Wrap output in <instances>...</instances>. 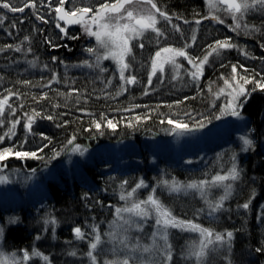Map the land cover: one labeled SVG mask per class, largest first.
<instances>
[{"label": "trees", "instance_id": "obj_1", "mask_svg": "<svg viewBox=\"0 0 264 264\" xmlns=\"http://www.w3.org/2000/svg\"><path fill=\"white\" fill-rule=\"evenodd\" d=\"M89 2L94 3L95 0H89ZM13 3H16V1L13 0ZM157 3L159 7L172 15L175 21L178 20L174 22L179 25L182 30L180 33L184 35L183 37L189 43L191 29L193 23H195L194 18L202 10L201 1L157 0ZM16 4L22 6L19 2ZM36 4L35 9L26 8L23 13H13L0 8V15L6 17L4 23L0 25V48L4 49V51H0V66L4 67L3 70L0 67V97L7 95V90L20 94L11 97L9 100V103L17 111L10 113L6 109L5 115L0 117L4 121V124L0 125V135H3L10 126L7 121L8 118L10 120L20 119L21 123L16 128L17 133L11 140L18 145L15 150L31 152L43 148L42 152L38 151V155L43 157L42 159L31 160L29 163L26 161L27 167H30V169H35L41 165L55 164L48 158L49 152H52V149L60 152V155L57 156V162L65 158L68 151L75 144H86V146L94 149L92 146L95 144L113 143L120 140L131 141L135 143L136 151L132 154H138V156H132L140 159L143 138H165L172 134L171 131L168 132L167 136H163L159 126L154 124V117L162 114L171 117L175 115L189 117L185 113H191V119L181 120L193 124L196 121L195 118L205 113L213 102L209 87L215 91L223 86V83L220 84V77H231V66L233 64L237 65V71L240 75L255 76L256 79L264 76V18L261 17L253 22V25L259 31L252 32L249 35L252 39L246 36L245 41V38L232 37L226 27L222 28L211 23H202V25H199L200 32L196 33L194 43L188 48L189 53L192 55H196L198 51L205 53L208 45L224 39H230L236 47L221 52L219 56H212L205 66L204 75L198 84L186 83L184 79H179L171 84L166 83L158 86L160 89L157 95H152L148 91L145 94L148 58L154 52L153 45L145 44V48L142 50L147 55L135 49V53L140 56L141 68H143L141 71L133 72V75L137 76L138 83L126 86L127 90L117 96L116 92L119 89L120 81L113 74L108 62L102 63V66L107 69L105 73H100L95 68L82 66L85 60H88L89 63L94 62L95 57L86 52V48L94 46L93 42L87 40L79 28L70 26L66 29L68 37L77 36L79 38L70 39L65 37L62 39L61 37L64 34L56 27L59 22L55 18L54 11L51 9L45 10L46 6L38 0ZM55 5L56 0H53L51 8ZM70 6L66 5V7ZM37 15L43 16L48 23L36 19ZM177 16L182 17V19H176ZM185 20L188 23H184ZM14 23L16 26L12 27ZM61 26L64 27L63 24ZM204 32L206 36H203ZM25 36H28L29 40L25 41ZM175 44L178 45L177 42ZM7 45L13 47L7 48ZM260 45L263 46V49L259 47ZM16 46H20L22 51L16 52L14 50ZM6 48L13 51H6ZM241 49L247 52L248 55H243ZM53 57H56L55 61H53ZM29 61H33L35 66L30 64ZM241 65L243 67H240ZM244 69L248 71L245 72ZM53 72L57 75V81L52 82L48 87H44L51 80ZM109 78L112 79V84L105 87V83ZM22 81H30V83L24 84ZM165 81L168 82V80ZM246 87L251 90L254 85L250 84ZM72 89L78 90L72 96L57 94L58 92L68 93ZM43 93L48 94V99L40 100L39 103L32 99L33 96L39 97ZM185 97H188V99L185 100ZM177 101H183V103L177 104ZM241 101L244 106L239 108V111L247 120V129L251 131L250 139L255 141L254 148L252 147V150L245 153L239 152V148L235 145L234 135L229 133L218 144L207 149L208 154L224 151L221 155L224 157L223 166H229L231 163V153H234L237 162H239L240 179L236 181L234 193L226 203L229 205L225 213L226 216L221 221L212 224H207L203 219L192 218L201 222L204 227L211 228L214 232L226 234L231 231L233 233L231 239L233 255L231 261L228 260L226 264H264V212L257 217L256 209V206L264 199V91L251 92L247 99L242 98ZM54 104L59 105V107H53ZM136 105H139V107H135ZM169 105L172 107H169ZM33 109L41 111L43 115H52L55 119L36 118L32 131L29 133L23 125L26 121L25 114H31ZM126 109L128 110L126 111ZM61 113L64 115H61ZM102 113L106 119L113 120L117 125L115 130L112 129L113 131L108 134L104 133L105 130L103 132L101 130L97 131L92 125L93 120L99 121L101 125L106 124V120H101ZM137 116L147 118L139 120L141 121L139 127L130 128L129 124L132 125ZM65 121H67V124H65ZM217 121L218 119L214 118L210 120L209 124L217 123ZM119 123H125L128 126L124 125L121 128ZM57 125L62 126L58 127ZM112 134H115L114 137H110ZM43 136H47L49 139L45 140ZM73 136L76 139L72 145H68L67 141ZM9 143L10 138L6 137L3 141H0V148L9 146ZM45 144L48 146L44 147ZM66 145L67 147H65ZM229 148H232L233 151ZM160 163L170 162L161 159ZM15 165L20 166L21 164L16 163ZM100 165V168H102L111 165V163L110 161L103 162ZM81 166L86 178L68 180L59 177V183H48L47 185L49 205L45 203L44 207L50 208L52 217L58 223V230L55 232L57 233V241L54 244L51 243L52 248L50 249V253L55 251L58 257L55 256L51 260V264H72L70 257L63 253L65 245L61 241V239L70 241L72 226H83V220H106L110 217L112 211L110 206L114 205L115 202L112 197L115 190L107 192L105 189L106 192L103 194L102 188L106 186L112 188L109 186L110 182H112L111 186L115 187L117 183H121L123 180L132 185L144 173L149 172L148 169L144 168H114V172H112L114 177L110 181V175L108 176L100 168L88 166L84 162ZM170 167H172V171L176 176L181 178L185 176V172L182 171L183 169L179 165L173 164ZM188 201L194 207L192 210L188 208L189 210H185V212L186 215H191L200 202L193 199ZM244 203L250 205L247 211L241 207ZM4 213L0 210V220L2 221ZM21 213L23 215H17L19 223L16 226L8 227L4 232L5 246L8 245L10 248L17 250L27 249L31 241L37 236L34 232L36 228L32 225L34 219H30V232H28L29 227L26 222H29V219L27 220L28 217L24 215L23 210H21ZM258 248L261 251L258 252Z\"/></svg>", "mask_w": 264, "mask_h": 264}, {"label": "snow or ice", "instance_id": "obj_2", "mask_svg": "<svg viewBox=\"0 0 264 264\" xmlns=\"http://www.w3.org/2000/svg\"><path fill=\"white\" fill-rule=\"evenodd\" d=\"M53 0H49V7L51 8ZM22 6H18L13 3V0H0V8L6 9L9 12H20L23 13L26 8L35 9L37 7L36 0H20ZM66 5H71L66 7ZM207 5L210 10V18L218 23L223 24L224 20L219 16L212 14L213 12L223 11L232 18L233 30H238L243 27L245 34L249 32L248 24H241V21L245 18L246 14L250 10L257 7L264 9V0H207ZM55 12L56 20L63 21L64 27L60 23L56 24L59 31L64 34L61 38L78 39L77 36L68 37L67 27L78 25L83 33L90 38H94L95 45L86 48V52L90 56H94L95 60L93 63H89L88 60L83 61L82 66L88 68L98 69L100 73H105L107 69L102 66L104 61H111L115 65V70L118 72L120 85L116 92L119 96L122 92L126 91V86L135 85L138 83L136 75L131 74L133 62L136 59L135 48L144 49L145 39H152L157 45L160 44L162 38H166L165 30L160 27L161 21L167 22L171 28L180 33L182 30L179 25L172 23L173 16L158 6L157 0H95L94 3L89 0H56V6L51 8ZM209 17H203L207 19ZM5 15H0V25L5 21ZM36 19L41 20L44 23H48L43 16L37 15ZM176 19H182L177 16ZM23 23V21H21ZM184 23H188L187 20ZM201 19L195 20V24L199 25ZM15 23L12 27H15ZM255 31L259 29L254 28ZM195 41L196 36L193 35L191 38ZM24 40H29L28 36L24 37ZM7 48H12V45H7ZM55 47V46H54ZM191 47V44H185L184 47H173L164 46L159 47L155 51L154 55L150 57V65L148 69L147 85L151 86L153 78L157 77L159 73V79L162 81L165 73V66L170 65L172 70V80L177 78L183 79L181 76V69L188 78L195 84H198L204 75L205 66L209 63L210 57L213 55L219 56L223 50L235 48L236 45L230 42V39L217 40L213 44L208 45L205 54L201 57L190 55L186 49ZM16 52H21L22 48L16 46L14 48ZM0 51H4L0 48ZM31 51V49H29ZM243 55H248L243 49L240 50ZM183 58L190 65L189 68H184L178 58ZM53 61L56 57L52 58ZM30 64L35 66L33 61H29ZM63 63V62H61ZM47 67V65H45ZM240 67H243L241 65ZM247 72V69H244ZM126 72L129 73L126 75ZM259 75V74H256ZM220 79L223 81V86L219 87L218 90H213L209 87L210 94L215 99L225 98V103L220 109V115H217L215 119H220L222 115H230L233 117H240L241 113L239 108L243 107L241 98L247 99L251 92L257 90L264 91V76L260 79H256L255 76L240 75L237 71V65L231 66V77L221 76ZM57 81V75L55 72L52 74L51 80L44 87H48L52 82ZM24 84H29L30 81H22ZM112 84V79L109 78L105 83V87ZM253 84L254 87L249 90L246 86ZM78 90L72 89L68 93L58 92L60 96H72L74 92ZM148 88H145V94H147ZM17 92L7 90V95L0 98V117L5 115L6 108L10 113H15L17 109L9 103V100L13 96H19ZM194 98V97H193ZM32 99L39 103L40 100L48 99V94L43 93L39 97L33 96ZM188 97H185V100ZM177 104L183 103V101H177ZM23 107V105H21ZM53 107H59L54 104ZM135 107H139L136 105ZM169 107H172L169 105ZM128 109H126L127 111ZM83 111V109H81ZM61 115H64L61 113ZM186 116H191V113H185ZM26 121L23 125L26 131L31 133L33 124L36 118L54 120L55 117L52 115H43L41 111L32 110L31 114H25ZM147 117L137 116V121L146 119ZM101 120H106L105 126L115 130L116 123L111 119H106L101 114ZM165 123L164 120L160 121ZM167 124L171 125V131L177 132H189L195 129L205 127L203 121L196 122L193 127L190 128L189 124L181 119H167ZM210 122V121H209ZM9 127L7 131L0 135V141H3L6 137L11 138L16 135L17 125L21 123L19 118L8 121ZM4 124V121L0 119V125ZM67 124V121H65ZM93 127L97 131L101 129V123L99 121H92ZM58 127L62 125H57ZM131 126V124H129ZM43 139L48 140L47 136H43ZM75 136L71 137L68 141V145H72ZM243 144L246 147H250L252 141L243 138ZM50 142V141H49ZM48 145L45 144L44 147ZM67 147V145L65 146ZM39 152L43 151V148L38 149ZM38 151H13V148L7 147L0 150V162L6 161L10 156H15L18 159H42L43 157L38 155ZM72 152H80L83 155L81 146L76 144L71 148ZM60 152L54 153L55 156H59ZM232 166L227 169L223 174L217 172L211 176L210 179L192 180L187 183H181L180 181L173 178L171 181L163 180L160 184L167 188L170 193L189 192L198 193L201 199L206 203L209 209V215L217 213L222 209L224 202L232 195L233 184L230 181H237L240 179V172L235 164V156L232 158ZM3 165L0 164V170ZM7 177L0 175V183H6ZM127 181H124L120 187L123 189ZM144 181L141 180L135 184L130 191L121 192L119 199L124 201L123 206L116 207L114 210V220L111 222V231L106 233L109 241L114 245H119V251H122L124 256L122 259H111L105 260L104 264H171L173 259L172 245L169 242L170 229L179 230L181 232L195 233L198 234V242H193L188 245L186 255L188 258H194L196 264H205V258L210 251H215L217 246L223 244H230L233 237V233L228 231L226 234L214 232L211 228L204 227L200 223L194 222L191 219H182L176 216L173 210L168 207L157 195H155V189L145 199H134L135 194L141 188H144ZM223 188L224 194L221 195L215 202L210 199L211 189ZM249 203L241 205L242 208L248 209ZM198 211H203L200 209ZM150 219H154V231L151 233V243L142 244L139 239H134L130 232L135 229L138 232H142L146 222ZM139 221V222H138ZM15 223L16 221H11ZM46 224L55 226L56 220H46ZM4 227L0 226V235H3ZM94 236L89 243V251L86 253L90 259L91 264H97V256L94 252L98 246L102 244L101 234L97 230L96 226L92 227ZM73 233L78 240L85 239V233L80 227L73 229ZM225 236L227 239H225ZM39 239V237H36ZM162 241V243H160ZM117 250V249H114ZM257 251H261L260 248ZM137 253L141 255H136ZM75 256L76 252L69 253ZM142 254H148L149 258L153 256H159V261L149 259L146 261ZM32 258H39L43 264H49L50 258L48 255H44L37 248L33 247L31 252L24 250L20 258L17 257L15 252L5 253L0 251V264H29Z\"/></svg>", "mask_w": 264, "mask_h": 264}, {"label": "rangeland", "instance_id": "obj_3", "mask_svg": "<svg viewBox=\"0 0 264 264\" xmlns=\"http://www.w3.org/2000/svg\"><path fill=\"white\" fill-rule=\"evenodd\" d=\"M20 3V0H14ZM37 1V0H36ZM41 2L45 7V10L51 9L49 5V0H38ZM202 3V10L198 12V16H195V20L201 19V23L199 25H202V23H211L214 26L218 27H226L227 30L230 31V34L232 37H235L237 39H244L246 36L249 37L252 32H257L253 29V22L258 20L259 18H264V9H261L259 7L252 9L249 11V13L246 14L245 18L241 21V24H248L249 25V32L248 34H245V30L243 27L238 30H233L232 28V18L230 15L224 13L222 10L219 12H213L212 14L219 16L221 19L224 20V23H218L210 18V10L207 5V0H200ZM56 6V5H55ZM53 6L52 8H54ZM55 14V12H54ZM203 17H209L207 19H202ZM173 17L172 23L175 24L178 20H174ZM194 20V21H195ZM175 21V22H174ZM193 21V22H194ZM62 25V24H61ZM199 25L193 23L192 29H191V37L189 40V43L186 41V39L183 37L184 35L182 33L175 32L170 25L167 24L165 21H161V24L159 25L162 27L166 32V38H162L159 45L155 43L152 39H145L144 43L147 45H153L154 52L152 55H154L155 51L158 50L159 47L164 46H173V47H184L185 44H193L194 41L191 39L193 35L197 36L196 33L200 32ZM70 27H76L79 28L81 32L82 29L78 25H73ZM254 28H256L254 26ZM257 29V28H256ZM83 36L90 40V42H93L95 45L94 38H90L87 35L83 33ZM203 36H206V33H203ZM183 38V39H182ZM250 38V37H249ZM247 38L244 39V41ZM252 39V38H250ZM258 41V40H256ZM175 42L178 43V45L175 44ZM233 43L232 41H230ZM151 43V44H150ZM261 49H263V46H259ZM207 48V47H206ZM138 51L140 50V53H145L143 50L139 49L138 47L135 48ZM233 49V48H232ZM6 51H13L12 49H5ZM136 52V50H134ZM186 51L189 53L188 48ZM228 51V50H223ZM222 51V52H223ZM201 51H198L196 57H201L205 53H200ZM264 52V49H263ZM151 55V56H152ZM150 56V57H151ZM215 56V55H213ZM150 57L149 62L147 63V68L149 69L150 65ZM211 58V57H210ZM95 60V59H94ZM179 62L184 65V68H189L190 65L187 64V61L184 60L182 57L178 58ZM108 62L111 66L113 74H115L119 80L118 72L115 70V65L109 60L104 61ZM103 62V63H104ZM140 65V66H139ZM2 68V65L0 66ZM139 67V68H138ZM4 67L2 68V70ZM143 68H141V61L140 56L136 54V59L133 62V66L131 69V74H133L134 71H141ZM165 73L163 80L161 81L159 79V73L157 74V77L153 78V83L151 86L147 85L148 92L152 95H157L158 90L160 89V85H164L166 83H172L174 81L179 80L180 78H177L176 80H172V70L170 65L165 66ZM242 70V69H241ZM205 71V69H204ZM129 73L126 72V75ZM148 74V70H147ZM181 76H183V79L185 82H192L186 73L184 72V69H181ZM203 77V76H202ZM230 78V77H229ZM165 80H168L166 82ZM120 81V80H119ZM201 81V80H200ZM199 81V82H200ZM223 81H220V84L222 85ZM132 86V85H131ZM3 98V97H0ZM243 98V97H242ZM241 98V99H242ZM225 103V98L221 97L220 99H215L213 97V102L209 106V108L205 111V113H202L201 116L196 117L194 121L195 123L198 121H203L205 123V127L195 129L189 132H180L179 130L177 132H172L171 136L168 137H147L143 138L142 142V155L140 159L137 157H134L132 155L138 156V154H132L136 153L135 151V143L131 141H125L120 140L113 143H102V144H95L90 147L85 145H80L81 150L83 151V155L80 154V152H72L71 149L68 151V154L65 158L60 159L56 162L57 156L54 157V153L57 152L56 149H52V152H49L48 158H50L51 162H54L53 165H41L36 167L35 169H30V167H27V162L29 163L31 158H25L23 160L16 158L15 156H10L6 161L0 162V164L3 165L2 170H0V175L7 177L6 183H0V210H2L4 213V219L3 221L0 220V226L4 227V232L8 227L16 226L19 222L17 220V215L22 214L21 210H23L24 215H26L28 218L27 220L29 222H26V225L29 227L30 232V219H34V223L32 224L34 228H36L35 235L36 237H39V239H34L31 241V244L27 249H13L10 248L8 245L5 246L4 241V232L3 235H0V251H4L5 253H13L15 252L17 254V257L20 258L22 255V251L27 250L31 252V249L33 247L37 248V250L41 251L44 255H48L50 258L49 264H51V260L56 256V252L50 253V249L52 248L51 243H55L57 240V233L56 230H58V223L56 221L55 226L49 224H46L45 221H51L54 219L52 217V213L50 211V208L44 207L45 203H48V189L47 185L48 183H59V177H63L68 180H72L73 178H86L85 172L82 169V163L92 166L94 168H100V164L103 162H109L111 165H107L106 167L100 168L101 170L105 171L106 174H108L110 181H112V177H114L113 173L114 168L118 169H124L128 167H135V168H144L148 169L149 172L144 173L143 176L139 177L136 182H134L132 185L131 183H127L124 185V188L122 189L120 185L124 182V180L121 183H117V185L111 186L112 182H110V187H104L102 188V193L104 194L107 190L114 191L115 193L112 196L115 199L114 205L110 206L112 208L110 217L106 220H96L90 219L89 221H82L83 226L75 225L71 227L70 233L72 234V237L70 241H65L61 239L62 243L65 245L63 253H65L68 257H70V261L72 264H91L90 259L87 257L86 253L89 251V243L94 236V233L92 232V227L96 226L97 230L101 234L102 244L98 246L97 250L94 252V254L97 256V264H104L105 260H111V259H122L124 254L122 251H119V245H114L112 242L109 241V238L106 233L111 231L110 225L111 222L114 220V210L116 207L123 206L124 201H121L119 199V196L121 192H127L130 191L131 188L135 186L136 183L143 180L145 187L141 188L137 191V193L134 196V199H145L149 194L153 192V189H155V195H157L168 207H170L174 214L182 219H191L194 220L192 217H196L198 219H203L204 221L208 223H217L219 220L226 216V211L229 208V205L226 204L229 198L233 195L235 190V183L236 181H230V183L233 184L232 189V195L224 202L223 207L221 210H219L217 213H214L212 215H209V209L207 208L206 203L201 199L198 193H194L192 191H189L187 193L180 192V193H170L167 188L163 187L160 182L163 180H169L171 181L173 178L180 181L181 183H187L192 180H200V179H210L211 176L215 175L217 172H220L223 174L227 169H229L232 166V162L229 164V166H223L222 162L224 157L223 155L224 151H218L214 153L207 152V149L210 146H214L215 144H218L220 140L224 139L229 133H232L235 137V145L239 148V152L245 153L248 150H252V147L254 148L255 141L250 139L251 131L247 129V120L243 114H241L240 117H233L230 115H222L220 119H218L217 123L209 124V121L214 119L217 115H220V109ZM11 104V103H10ZM7 109V108H6ZM25 114V113H24ZM29 114V113H27ZM170 115H157V117H154L155 123L159 126L160 131L162 132L163 136H167L171 132V125L167 124L168 118H177L180 119H186L189 120L191 117H185L183 115H175L173 117H168ZM164 120L165 123H161L160 121ZM7 121H10V118H8ZM193 124H189L190 128L193 127ZM141 121H133L130 128L139 127V124ZM208 123V125H206ZM128 126V124L125 123H119V127L122 128V126ZM19 124L17 125V127ZM101 132L105 130L104 133H110L113 131L112 129L106 127L104 124L101 125ZM169 132V133H168ZM17 133V131H16ZM99 134V133H98ZM115 134H112L110 137H114ZM13 137V136H12ZM12 137L10 138V145L7 147L13 148V151H16L15 148L18 147V145L11 141ZM109 137V136H107ZM243 138H247L252 141L250 147H246L243 144ZM76 145V144H75ZM73 145L72 147H74ZM5 147V148H7ZM71 147V148H72ZM3 148H0L2 150ZM233 151L232 148H229V150ZM228 151V152H231ZM232 154V158L234 153ZM229 156V154H228ZM133 157V158H131ZM144 158V160H143ZM161 159H165L170 163H160ZM109 160V161H107ZM27 161V162H26ZM82 162V163H81ZM19 163L20 166H16L15 164ZM172 163V164H171ZM173 164L179 165L185 173V176L183 178L178 177L175 175L174 171H172ZM235 164L237 166V169L239 170L241 174V170L239 167V162H237L235 158ZM26 167H25V166ZM104 165V164H103ZM25 167V169H23ZM140 171V170H139ZM105 186V185H104ZM224 194L223 188H214L211 189V195L210 199L215 202L221 195ZM193 199L200 202L199 206L194 208V213H191L186 215L187 213L185 210H189L194 207L192 203H189L188 200ZM262 200V198H261ZM117 202V203H116ZM258 202V201H257ZM49 205V203H48ZM19 208H21L19 210ZM189 208V209H188ZM200 209H203V211H198ZM257 209V217L261 216L264 212V199L260 202L259 205L256 206ZM44 210V211H41ZM196 211V212H195ZM247 211V209H245ZM251 211V210H250ZM106 212V211H105ZM108 212V211H107ZM90 217L92 215L89 214ZM15 220V223H12L11 221ZM139 222V221H138ZM196 223H200L198 220H194ZM202 225V224H201ZM203 226V225H202ZM76 227H80L81 230L85 233V239L78 240L76 239L73 229ZM154 231V219H150L146 222L144 229L142 232H138L135 229H133L130 232V235L134 239H139L142 244H150L151 243V233ZM170 237L169 242L172 245L173 250V259L171 261V264H196V261L194 258H188L186 255V252L188 250V245L193 242H198V234L195 233H187V232H181L179 230L170 229ZM221 234H225L221 232ZM46 239V241H45ZM225 239L227 237L225 236ZM232 241V240H231ZM226 243L223 245L217 246L215 251H210L208 255L205 258V264H226L229 261H231V256L233 255L231 250V244ZM162 243V241L160 242ZM49 248H48V246ZM117 249V250H114ZM76 252V255H70L69 253ZM53 255V256H52ZM136 255H141L137 253ZM143 258L148 261L149 259L157 260L159 261V256H153L149 258L148 254H142ZM58 257V256H56ZM29 264H43L39 258H32L29 261Z\"/></svg>", "mask_w": 264, "mask_h": 264}, {"label": "water", "instance_id": "obj_4", "mask_svg": "<svg viewBox=\"0 0 264 264\" xmlns=\"http://www.w3.org/2000/svg\"><path fill=\"white\" fill-rule=\"evenodd\" d=\"M55 18H56V16H55ZM58 22L64 25L63 21H58Z\"/></svg>", "mask_w": 264, "mask_h": 264}]
</instances>
